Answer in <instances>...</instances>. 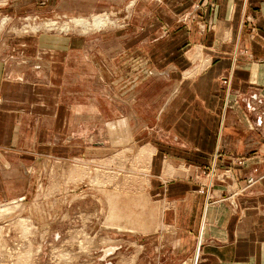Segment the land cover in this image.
Segmentation results:
<instances>
[{
  "label": "rangeland",
  "instance_id": "obj_1",
  "mask_svg": "<svg viewBox=\"0 0 264 264\" xmlns=\"http://www.w3.org/2000/svg\"><path fill=\"white\" fill-rule=\"evenodd\" d=\"M232 4L0 0V65L21 64L19 78L35 80L34 67L52 62L60 101L56 132L48 126L53 112L47 104L25 119L24 143L36 159H28L26 169L9 167L12 186L24 191L0 197V264H137L141 246L143 251L156 246L151 216L162 206L156 203L160 190L147 185V136L153 132L157 147H170L168 132L174 126L184 136L179 135L181 145L193 141L194 127H189L194 123L185 120L194 109L192 84L213 66L219 79L204 92L220 102L222 80H230L222 121L228 135L202 157L170 155L176 169L170 176L190 181V189L212 201L216 191L241 194L259 184L250 185L248 177L264 176V126L255 121L264 102L253 100V92L261 90L250 69L264 61V52L234 50L240 30L239 10L228 14ZM102 15L105 20L96 24L94 18ZM249 16V34L260 37ZM236 52L239 65L233 73ZM177 84L179 92L160 120V107ZM41 92L47 95L46 89ZM183 95L184 102L175 106ZM245 140L254 147L243 149Z\"/></svg>",
  "mask_w": 264,
  "mask_h": 264
},
{
  "label": "crops",
  "instance_id": "obj_2",
  "mask_svg": "<svg viewBox=\"0 0 264 264\" xmlns=\"http://www.w3.org/2000/svg\"><path fill=\"white\" fill-rule=\"evenodd\" d=\"M236 10H239L238 30L240 31L234 50L254 48V51L264 52V0H233L228 14H234ZM247 15L256 20V27L262 32L260 37L253 38L251 33L249 34L250 30L246 25ZM236 59L237 52L230 67L233 73L239 65ZM213 67L206 69L197 79L198 82L194 81L192 84L191 92L195 96L192 104L194 109L189 107L192 109L189 115H185V120L194 123L189 127L190 129L194 127L193 133L189 135L194 138L193 141L186 139L188 142L181 145L180 143L183 142L179 137L181 134L179 130L175 132L177 130L174 126L168 132L172 142L169 143L170 147L167 145L157 147L154 144L153 132H149L147 136L149 140L146 146L151 154L149 162L151 177L147 185L151 189L156 188V191H161H159L160 196H156V203L162 206H159L157 213L151 216L154 227L151 231L152 242L156 246L145 251L141 246L143 253L138 255L137 264H264V176L258 179L249 176L250 185L253 186L252 183L257 180L260 182L241 194L235 191H216L214 201L207 200L205 195L190 189L189 187L193 186L190 181L183 178L176 180L170 176L176 170L169 161L170 155H179L180 160H186L182 154H197L202 157L215 151L219 144H222L223 135H228L227 129L223 131L226 125L222 121L226 116L231 92L230 80H222L223 99L220 102L211 101L204 92L209 82H211L209 87L214 88L218 78ZM34 68L37 78L23 80L19 78L22 74L21 64L0 65V175L3 176V179H0L2 184L0 197H13L24 191L22 188L12 186L14 180L8 178L11 173L9 167L19 164L26 169L27 160L36 159V153L28 149L27 143H24V134L27 130L26 117L37 115L40 107L47 104L53 112L48 126L57 131V109L60 101H57L55 95V88L59 87L53 82L54 66L52 62H46ZM250 70L259 78L255 81L260 86L261 93L252 94L257 105L258 102L259 104L264 102V61L253 62ZM180 87L181 85L177 84L172 95L160 107L158 115L160 120L170 101L177 96ZM62 88L65 86L62 85ZM42 89L47 90L46 96L41 92ZM184 95L174 101L175 106L180 100L184 102ZM251 97L247 99L250 100ZM79 113L86 117L82 111ZM172 113L171 111L170 115ZM257 113L259 116L255 117V121L257 125L263 127L264 112L257 111ZM166 121L171 124L167 116ZM88 130L87 126L85 133ZM164 133L161 139L166 137ZM173 133L176 134L172 136ZM181 136L184 138L183 135ZM208 137L210 143L207 144ZM178 140L180 142H177ZM261 143L262 141L258 140L256 144ZM163 144L164 141L161 145ZM252 144L245 140L241 146L249 150L255 145ZM231 173L235 176L233 170ZM153 174L157 175L151 180ZM180 186L182 193L179 195ZM147 234V232L140 233L144 236ZM146 253L151 255L142 259V255Z\"/></svg>",
  "mask_w": 264,
  "mask_h": 264
},
{
  "label": "bare ground",
  "instance_id": "obj_3",
  "mask_svg": "<svg viewBox=\"0 0 264 264\" xmlns=\"http://www.w3.org/2000/svg\"><path fill=\"white\" fill-rule=\"evenodd\" d=\"M108 18V17H107ZM74 21H75V23H80L81 21H83V19L82 18H74L73 19ZM105 20V16L104 15H102V16H99V17H95L94 18V21H95V23L97 24L98 22H100V21H104ZM94 23V24H95ZM100 24V23H99ZM102 187V186H101ZM112 213V212H111ZM113 245H114V243H113ZM43 247V246H42ZM104 247V246H103ZM108 250L110 251L111 250V248H108Z\"/></svg>",
  "mask_w": 264,
  "mask_h": 264
}]
</instances>
